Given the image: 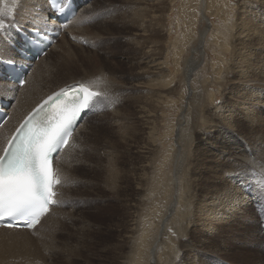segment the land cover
<instances>
[{
  "label": "rangeland",
  "instance_id": "1",
  "mask_svg": "<svg viewBox=\"0 0 264 264\" xmlns=\"http://www.w3.org/2000/svg\"><path fill=\"white\" fill-rule=\"evenodd\" d=\"M6 1L0 0L1 11ZM256 2L93 0L85 7L80 20L90 19L89 24L57 43L44 67L60 70L44 81L42 90L97 81L100 74L107 77L101 104L108 109L85 123L86 131L79 133L62 162L66 186L61 198L70 208L57 209L50 224L29 236V244L11 239L14 244L3 252L7 261L150 264L149 250L159 239L155 264H264V235L253 205L264 191V84L246 91L236 83L241 77L235 73L254 62L237 23L242 24L240 11L246 6L256 11L259 25L263 22L264 3L256 7ZM150 14L158 17L145 22ZM150 46L164 63L162 72L147 68ZM262 47L255 50V59L263 67L250 74H256V80L264 78ZM244 97L248 110L240 109ZM238 112L243 123L237 122ZM82 144L95 155H77ZM109 150L114 155L110 159ZM174 179L183 203L164 226L176 192ZM212 199L226 213L222 221L214 213L208 221L199 212L200 205ZM181 216L192 221L182 222ZM52 233L49 240L44 238Z\"/></svg>",
  "mask_w": 264,
  "mask_h": 264
},
{
  "label": "snow or ice",
  "instance_id": "2",
  "mask_svg": "<svg viewBox=\"0 0 264 264\" xmlns=\"http://www.w3.org/2000/svg\"><path fill=\"white\" fill-rule=\"evenodd\" d=\"M5 30L0 20V38ZM41 31L35 27V38L29 43L34 44ZM95 84H77L50 97L45 104L51 102L54 107L45 111L41 105L20 125L16 135L0 146V223L7 228H34L58 203L56 187L62 183V176L54 167V153L68 145L71 126L102 95L94 90ZM235 115L237 122L243 123V113ZM210 151L217 152L215 148Z\"/></svg>",
  "mask_w": 264,
  "mask_h": 264
},
{
  "label": "bare ground",
  "instance_id": "3",
  "mask_svg": "<svg viewBox=\"0 0 264 264\" xmlns=\"http://www.w3.org/2000/svg\"><path fill=\"white\" fill-rule=\"evenodd\" d=\"M256 1H258V2H256L255 4H257L256 5V7L257 6H259L258 5V3H264V0H256ZM45 2V0H7L6 2H4V11H1L0 10V18L2 19L3 17H5V16H7V15H9V14H11L12 15V17H17V18H19V20L18 19H16V21H18V22H20V24H22V25H28V24H30L31 23V21L32 20H29V18L32 16V15H38L37 17H39V16H41L40 14L41 13H43V18H46L47 17V14L49 13V9L47 8V5L44 3ZM83 2H85V0H83ZM1 2H0V6H1ZM36 6V9H34V7ZM23 9L25 10V11H23ZM85 9V8H84ZM88 9H85V10H83V14L87 11ZM205 10V9H204ZM254 13H256V11L255 12H253V9L252 8H247V6H246V8H243L241 11H240V14H241V22H240V24L241 25H239L238 23H237V28H238V30H239V32L241 33V35L243 34L244 36H243V39L245 38V40H244V42L246 41V43H247V49H252L253 50V53H252V56H251V58H254L253 59V63H251V64H245L244 62H242V63H244L245 64V66L243 65V66H241V67H238V70L237 71H235V73L236 74H238L240 77H241V80H237V84L238 85H242L243 87L242 88H244V89H247L246 91H248V90H251V89H254V88H256L257 86L258 87H260L261 86V84H264V82L263 83H258L259 81H264V78L263 79H261V80H256V79H253V77L254 76H256V74L255 75H250V74H254V73H257L258 74V72L255 70V67H258V68H260V67H263V66H261L260 64V66H257L256 65V62H257V60L258 59H255V57L257 56V53H256V51L258 52V50H259V46H264V39L262 40V38H264V29L260 26V25H262V26H264V18H263V22H260V25H259V23H257L256 22V19H255V17H254ZM83 14L81 15V17H83ZM257 14V13H256ZM259 16H262V15H260L259 14ZM258 16V17H259ZM156 17H158L157 15H152V14H150L148 17H147V19L145 20V22H152V19L153 18H156ZM34 18H36V17H34ZM34 18H33V20H34ZM149 20V21H148ZM259 20V19H258ZM261 21V20H260ZM150 22V23H151ZM35 23H40L41 25H44V24H46V23H44V20H41V21H38V20H36V22ZM50 24H54L53 22H51ZM32 25H33V23H32ZM31 25V26H32ZM235 26V25H234ZM263 29V30H262ZM69 34H71V36H75L76 35V30H72ZM205 35H206V31L204 32V33H202V36H201V42H200V46L196 49L197 51L202 47V45H203V41H204V38H205ZM9 36H11V37H13V35L12 34H9ZM262 37V38H261ZM65 38V36L63 37V39ZM62 39V40H63ZM244 45V44H243ZM246 45V44H245ZM250 48H249V47ZM243 47H246V46H243ZM55 49H57V45L56 46H54L51 50H50V53H47V55L44 57V58H42L38 63H36L35 64V68H34V70H33V72H32V74L30 75V77L28 78V84L21 90V92H20V94H19V97L17 98V100H16V103H15V105L14 106H10V112L12 113V117H11V119L6 123V125L4 126V128L2 129V131H1V138L8 132V131H12L17 125H18V123L30 112V111H32L44 98H46L48 95H50L51 93H53V92H56L57 90H60V89H62V88H64V87H66V86H69V85H71V84H73V83H82V84H90L91 82H93V81H73V82H71V83H68V84H64V85H60V86H58V84H57V86L58 87H56V88H50L52 85H48L47 86V88H50L51 90H49V89H47L48 90V92H46V93H43V90H42V88L45 86H43V83H44V81L46 80L47 81V79H51V78H53L55 75H56V72L58 71V70H60V69H57V71H56V69L55 68H45L44 67V62L45 61H47V58H48V56L49 55H51V53L53 52V50H55ZM263 51H264V48L262 47L261 48ZM8 49H6V47H5V45L4 44H2L1 46H0V53L1 52H5V51H7ZM195 50V51H196ZM256 50V51H255ZM255 51V52H254ZM155 50H154V47H152V46H150V47H148V49H147V52H146V55H145V59H146V65H147V68H150L151 70H153V72L154 73H158V72H162V70H163V64L164 63H162V62H159L158 60L160 59V58H158V57H156V55H155ZM199 52V51H198ZM247 52H249V51H247ZM242 53L244 54L245 52H244V50H242ZM53 54V53H52ZM250 58V57H249ZM260 59H262V58H260ZM264 60V59H263ZM250 61V60H249ZM145 62V61H144ZM261 62H263V61H261ZM196 62L195 61H193L192 60V64H195ZM258 63V62H257ZM55 67V66H54ZM56 68H58V67H56ZM260 70H261V68H260ZM148 72V71H147ZM152 72V71H151ZM192 72V71H191ZM264 74V71H263V73H262V75ZM160 75V74H159ZM190 75V74H189ZM264 76V75H263ZM103 77H105V76H103ZM102 77V75H98L97 77H96V79H97V81H95L96 82V84L94 85V90H96V91H99L102 95L105 93V89H106V87H104L106 84H107V77L106 78H103ZM109 77V76H108ZM261 77V76H260ZM110 78V77H109ZM111 79V78H110ZM113 79V78H112ZM258 81V82H257ZM257 82V83H256ZM156 83H158V82H156ZM163 83V82H162ZM161 83V84H162ZM232 83H234L233 81H232ZM236 83H234V84H236ZM155 84V83H154ZM154 84H152L153 85V87H154ZM47 85V84H46ZM157 85V84H156ZM163 85L164 84H162V87H163ZM108 86H109V84H108ZM150 86V85H149ZM53 87V86H52ZM239 87H241V86H239ZM157 88V87H156ZM235 88V87H234ZM241 88V89H242ZM240 89V88H239ZM240 89V90H241ZM107 90V89H106ZM110 91V90H109ZM108 91V92H109ZM243 91V90H242ZM260 91V90H259ZM16 90H12V84H7V83H5V82H0V97L1 98H7V97H9V96H13V97H15V95H16ZM157 93H159V92H157ZM107 95V94H106ZM161 95V94H160ZM246 95V94H245ZM162 96V95H161ZM160 97V96H159ZM108 98V97H107ZM245 99H243L242 100V102L241 101H239V103H241L240 104V106H241V110H248V108H246V104H247V102L246 101H248V98H246V97H244ZM260 100V99H259ZM261 101V100H260ZM251 102V101H250ZM105 103V102H104ZM238 103V104H239ZM116 111V110H115ZM249 113V112H248ZM246 114V113H245ZM226 117V116H225ZM219 120V119H218ZM234 120V119H233ZM242 125V124H241ZM85 126H86V124L84 125V127H81L78 131H77V133L75 134V137H74V139H73V141L71 142V145H70V147H69V150H67L64 154H63V156L61 157V160L59 161V163H58V168H59V170H60V172H61V174H62V176L64 177V179H65V176L63 175V172H62V162H63V160L69 155V153L71 152V149H74L73 147H75L74 145H75V140H76V138H77V136L79 135V133H81V132H83V131H86V128H85ZM253 126V125H252ZM149 129V128H148ZM147 134V133H146ZM149 135V134H148ZM127 138V137H126ZM149 138V137H148ZM151 138V137H150ZM149 138V139H150ZM87 142V141H86ZM84 144H86V143H84ZM81 147V149L80 150H78L80 153H77V155H81L80 157H84L85 156V158L86 157H89V156H91L93 153H91L90 151H88L89 150V148L87 149V146L86 145H84L83 146V144L80 146ZM112 148V147H111ZM96 149V148H95ZM98 149V148H97ZM97 149H96V151H97ZM74 151V150H73ZM77 151V152H78ZM108 152V154L110 155L108 158L110 159V157L111 156H113L114 157V155L112 154L111 155V153H112V151H107ZM111 152V153H110ZM147 152H148V150H147ZM114 153H115V151H114ZM117 153V152H116ZM91 154V155H90ZM108 154H106L107 156H108ZM223 154V153H222ZM93 155H95V153L93 154ZM146 155V154H145ZM98 156V154L96 155V157ZM150 156V155H149ZM77 157V156H76ZM79 157V156H78ZM99 157V156H98ZM84 158V159H85ZM106 158V157H105ZM76 159V158H75ZM74 159V160H75ZM81 159V158H80ZM113 159V158H112ZM115 159H116V157H115ZM93 160V159H92ZM91 160V161H92ZM108 160V159H107ZM117 160V159H116ZM255 160V163L256 162H258L259 161V156L258 155H256L254 158H252V161H254ZM76 161V160H75ZM74 161V162H75ZM77 161H78V159H77ZM77 161H76V163H77ZM79 161H83V160H79ZM87 161V160H86ZM220 162V161H219ZM75 163V164H76ZM114 163V162H113ZM86 163H84V165H85ZM89 164H91V163H89ZM112 164V163H111ZM72 165H74V163L72 164ZM76 165H79V164H76ZM81 165V164H80ZM79 165V166H80ZM180 165V164H179ZM78 167V166H77ZM177 167H178V165H176V168H175V173H176V175L178 174V169H177ZM76 168V167H75ZM89 168H91V167H88V170H90ZM184 168V167H183ZM260 168V167H259ZM70 169H72V168H69V171H70ZM78 169V168H77ZM144 169V168H143ZM147 169V168H146ZM224 169V168H223ZM235 169V168H234ZM74 170V169H73ZM76 170V169H75ZM109 170V169H108ZM114 168L113 167H111V173H113L114 172ZM135 171V170H134ZM70 172H72V171H70ZM230 172V171H229ZM136 173V172H135ZM139 177V176H138ZM254 180V179H253ZM259 180V179H258ZM257 180V181H258ZM78 181V180H77ZM256 181V180H255ZM256 181V182H257ZM228 182V181H227ZM76 183V182H75ZM86 183H87V181H86ZM258 183V182H257ZM77 184V183H76ZM140 184V183H139ZM174 184H175V190H176V192H175V195L173 196V199H172V204H171V206H170V208H169V211L171 212V214H169L168 216H167V218H166V220H164V226L165 225H167L168 224V222L171 220V218L173 217V214H174V212L175 211H177L176 210V208H178L179 207V204H182L183 203V198H181V196H180V192H179V183H178V181H177V179H174ZM255 184V183H254ZM259 184V183H258ZM88 185V184H87ZM141 185V184H140ZM246 185V184H245ZM243 186V185H242ZM253 186V185H252ZM141 187V186H140ZM63 189V188H62ZM62 189H61V193H62ZM252 190H254V187L252 188ZM251 190V191H252ZM256 190V189H255ZM231 193V192H230ZM73 194V193H72ZM74 196V195H73ZM61 197H62V194H61ZM72 198V197H71ZM223 198V197H222ZM231 198V197H230ZM241 198V197H240ZM178 199H180L181 201H179ZM215 199H218L217 198V196H216V198ZM249 199V198H248ZM227 201V200H226ZM225 201V202H226ZM217 202L218 201H215L214 199H212V200H208V201H205V203L203 202L201 205H200V207H199V212H200V214H204V215H206L207 217V220L209 221V220H212V214L214 213V214H216L215 216H213L216 220H218V221H222V217L223 216H225V212L223 211V212H221L220 210H221V207L217 204ZM219 203V202H218ZM236 204V203H235ZM240 204H242V203H240ZM242 206V205H241ZM232 207V206H231ZM234 207V206H233ZM232 207V208H233ZM231 208V209H232ZM55 211L56 210H54V212H52V214H50L42 223H41V226H40V228L36 231V232H38L39 230H41L45 225H47V223L52 219V217H53V215H54V213H55ZM198 212V213H199ZM178 213V212H177ZM185 213V212H184ZM180 214V213H179ZM181 215V214H180ZM190 219H192V218H190ZM190 219H186L184 216L182 217L181 216V218H180V220H182V222H186V223H189V222H191L192 220H190ZM232 220V219H231ZM213 221V220H212ZM51 222V221H50ZM50 222H49V224H50ZM211 222V221H210ZM194 223V222H193ZM205 223V222H204ZM203 223V224H204ZM218 224V223H217ZM197 225V224H196ZM163 226V227H164ZM185 228L184 229H186V228H188L189 226H184ZM212 227V226H211ZM214 227V226H213ZM53 230V233H55V228H53L52 229ZM200 231H201V229H200ZM204 231V230H203ZM53 233L52 234H50V235H48V236H45L44 238H46V239H50L51 237H53ZM164 233V232H163ZM2 233H0V239H3V238H10V240H8V241H10V242H5L4 240H0V264H11L10 263V260H6L5 259V257L3 256V252H4V250H8V246H10V245H13L14 244V242H12V240L11 239H13V240H17V239H24L23 241H20L21 242V245L22 246H24V245H26V244H29V242L28 241H31L30 240V238H29V236H30V234L29 233H24V232H22V233H18V234H14L15 236H12V235H10V236H3V235H1ZM8 234V233H7ZM33 243H35L34 241H33ZM155 244L150 248V250H149V255L148 256H151L150 258H151V260L149 259V261H150V264H155V261H156V259L158 258L159 259V256L156 258L155 257V253H156V251H157V247L159 246V244H160V241H159V239L156 241V242H154ZM181 245V244H180ZM183 245V244H182ZM19 246V245H18ZM150 246V245H149ZM176 246V245H175ZM14 247V246H13ZM183 246H181L180 247V250H182L181 248H182ZM192 247V246H191ZM38 247H36L35 249H37ZM190 248V247H189ZM159 249V248H158ZM161 249V248H160ZM171 249H172V247H171ZM178 249H179V247H178ZM183 249H186V246H184L183 247ZM191 249V248H190ZM10 250V249H9ZM8 250V251H9ZM13 250V249H12ZM188 250V249H187ZM167 252V251H166ZM171 252V251H170ZM169 252V253H170ZM181 252V251H180ZM147 253H148V251H147ZM162 254V253H161ZM165 254H167V253H165ZM157 255V254H156ZM174 255V254H173ZM161 256V255H160ZM15 257V256H14ZM163 257H164V255H163ZM12 258V257H11ZM17 258V257H16ZM161 258V257H160ZM146 259V258H145ZM164 259H165V257H164ZM12 260V259H11ZM148 260V259H147ZM169 260V259H168ZM160 261H161V259H160ZM165 261V260H164ZM163 261V262H164ZM166 261H167V259H166ZM171 261H173V260H171ZM12 262V261H11ZM147 262V261H146ZM174 262V261H173ZM172 262V263H173ZM142 263V262H141ZM143 263H145V262H143ZM162 263V262H161ZM165 263V262H164ZM12 264H15V261L14 262H12ZM133 264H139L137 261L135 262V263H133ZM157 264V263H156ZM159 264V263H158ZM171 264V263H170Z\"/></svg>",
  "mask_w": 264,
  "mask_h": 264
}]
</instances>
